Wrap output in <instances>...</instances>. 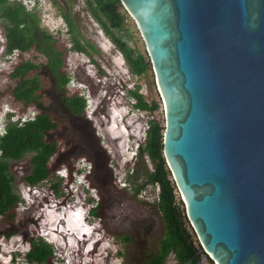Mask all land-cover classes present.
<instances>
[{
    "label": "rangeland",
    "instance_id": "obj_1",
    "mask_svg": "<svg viewBox=\"0 0 264 264\" xmlns=\"http://www.w3.org/2000/svg\"><path fill=\"white\" fill-rule=\"evenodd\" d=\"M17 1L36 14L40 28L52 34L55 47L62 51L61 71L69 77L64 89L68 95H82L85 106L82 114L70 116L67 108L55 103L51 93L54 77L45 66L47 58L42 52L34 48L22 53L4 52L3 21L0 19V116L2 111L9 109L13 115L11 120L19 117L23 120L37 112L33 105L13 99L11 90L15 79L10 72L13 66L25 59L38 63L39 68L30 74L38 75L44 109L57 124L46 137L55 140L58 146L50 160L52 177L30 186L28 191L23 177L29 171L30 153L10 162L15 176L14 189L21 200L14 209L12 221L0 216V264H8L9 254L14 261L10 264H21L23 253L28 250L27 241L31 238H42L50 244L52 253L46 264L66 263L63 260L59 262V258H67L71 264H144L146 255L158 250L165 232L156 204L157 186L149 183L139 192L134 188L135 184L145 179V170L151 169L148 158L142 160L138 157L137 145L144 142L150 119L164 125L163 104L154 73L151 68L139 76L129 71L123 55L89 14L84 0ZM122 8L120 2L117 9ZM62 12L72 19L79 39L97 50L92 52L95 63L86 54L69 48L71 36ZM126 14L125 23L131 34L129 45L147 55L134 19L127 11ZM136 86H139L138 92L145 101L157 103L158 109L149 112L134 106L135 100L129 91ZM88 105L96 106L95 112L90 114ZM81 118L87 122L82 126ZM73 122L77 127L69 130L68 124ZM89 159L95 163L93 172V162ZM81 166L83 173L75 172ZM65 167H69L68 172L70 170L68 177L64 175ZM170 178L173 180L171 173ZM55 180L59 181L62 193L57 194L52 189L51 183ZM93 182L100 184L102 189L96 188ZM68 189H72L73 197L78 194L73 200L75 204L84 202L91 208L99 199L101 217L89 214L94 226H100L98 234L90 232L77 240L75 235L79 233L65 231L64 221L57 223L61 218L68 223L66 220L72 217L82 226L80 213H68L64 217L63 211H57L56 197ZM176 196L181 200L177 189ZM65 200L67 197H62L61 202ZM187 226L199 253L200 264H217L202 248L189 222ZM12 228L17 229L16 233L9 238L4 237L3 233ZM77 229L79 227L76 226L72 231ZM163 264H177L174 254H168Z\"/></svg>",
    "mask_w": 264,
    "mask_h": 264
},
{
    "label": "water",
    "instance_id": "obj_2",
    "mask_svg": "<svg viewBox=\"0 0 264 264\" xmlns=\"http://www.w3.org/2000/svg\"><path fill=\"white\" fill-rule=\"evenodd\" d=\"M164 110L162 154L202 248L264 264V0H120Z\"/></svg>",
    "mask_w": 264,
    "mask_h": 264
},
{
    "label": "trees",
    "instance_id": "obj_3",
    "mask_svg": "<svg viewBox=\"0 0 264 264\" xmlns=\"http://www.w3.org/2000/svg\"><path fill=\"white\" fill-rule=\"evenodd\" d=\"M84 3L89 14L123 55L132 74L139 76L151 68L148 55L128 43L131 34L125 23L126 10L117 9L120 0H84ZM61 14L71 36L69 48L86 54L90 61L95 63L92 56V52H97L95 47L81 41L76 35L70 16L65 12ZM0 19L3 21L4 52L11 53L18 50L22 53L32 48L42 52L47 58L45 66L55 78L56 86H65L69 77L61 71L62 51L55 47L52 34L39 27V18L36 14L20 1L0 0ZM39 66L38 63L25 59L13 66L10 72L11 77L15 79L11 90L13 99L25 105H33L37 112L23 120L20 118L11 120V114L8 113L5 130L0 135V216L9 221H12L15 215L14 209L21 200L14 189L15 176L11 171L10 162L20 160L25 154L30 153L29 171L23 179L26 185L35 186L52 177L53 167L50 165V160L58 148L55 140L46 137V134L54 130L57 124L42 105L40 79L37 74H30ZM138 89L139 86H136L134 90L129 91L135 100L134 106L149 112L158 109V104L145 101ZM62 100L70 113L80 115L84 112L85 99L83 96L72 94ZM163 127L164 125L158 120L150 119L145 130L144 142L137 145L136 152L140 159L148 158L151 169H146L145 179L134 185L135 191L139 192L149 183L157 186L156 204L165 227L158 252L147 263L162 264L166 256L173 253L178 264H199V253L191 240L187 226L188 220L184 206L182 207L183 202L176 196V186L170 178V172L162 154ZM51 186L55 193H62L59 181H53ZM99 207L98 199L96 204L90 208V214L100 218ZM16 230L12 228L3 233V236L9 238L16 233ZM29 241L31 246L26 253L28 260L46 263L52 253L50 244L42 238H31Z\"/></svg>",
    "mask_w": 264,
    "mask_h": 264
},
{
    "label": "clouds",
    "instance_id": "obj_4",
    "mask_svg": "<svg viewBox=\"0 0 264 264\" xmlns=\"http://www.w3.org/2000/svg\"><path fill=\"white\" fill-rule=\"evenodd\" d=\"M78 87H79V84H78ZM81 88V87H80ZM82 96V95H81ZM89 107H90V114H92V112H95V110H96V106H90V105H88ZM11 111L9 110V109H6L5 111H2V115L0 116V120H1V122H0V135L4 132V130H5V124H6V122L4 123V121L6 120H8V118H7V114L8 113H10ZM35 113V112H34ZM13 115L11 114L10 115V118L12 117ZM20 118V117H19ZM68 169H69V167L67 168V167H65V176H67L68 177V175H69V172H70V170H69V172H68ZM75 172H77V173H79V174H81V173H83V166H81L80 168H77V170L75 171ZM84 177H85V175H84ZM84 179V178H83ZM72 181V180H71ZM83 180H80V182H82ZM30 189V185H27V191ZM83 191V190H82ZM77 195L78 194H76L75 195V197H71V198H69V199H67V200H65V201H63V202H61V199H62V197H63V195H61V194H59V196H57L56 197V199H57V202H55V205L57 206V211H63V216L65 217V215L66 214H68V213H71L72 215H75L76 213H80V218H81V220H82V227H83V229L82 230H80L78 233L79 234H76L75 235V237L77 238V240H80V239H82V237H83V235H86V234H88V233H90V232H95V233H99V228H100V226H99V224L98 225H95L94 226V223H93V220L89 217V214H90V212H89V210H90V207H88V206H86L85 205V203L84 202H81L80 204H75V203H73L74 201L73 200H75V198L77 197ZM70 203H72V205L70 204ZM91 215V214H90ZM91 216H93V215H91ZM85 225L87 226L86 228H85ZM88 231V232H87ZM52 242V241H51ZM66 261V263L65 264H71L70 262H69V260H67V258H59V262H63V261Z\"/></svg>",
    "mask_w": 264,
    "mask_h": 264
},
{
    "label": "flooded vegetation",
    "instance_id": "obj_5",
    "mask_svg": "<svg viewBox=\"0 0 264 264\" xmlns=\"http://www.w3.org/2000/svg\"><path fill=\"white\" fill-rule=\"evenodd\" d=\"M90 60V59H89ZM52 75V74H51ZM53 80H54V82L52 83V89H51V93L53 94V99H54V101H55V103H57L58 105H60V106H62V107H64L65 108V106H64V104H63V100H62V98H64V97H66V96H68V93L65 91V89H64V87L65 86H63V87H58V86H56V80H55V78H53ZM42 105L44 106V104L42 103ZM45 108V107H44ZM75 114H72L71 113V115L70 116H74ZM85 122H86V120H85ZM85 122H84V119H82L81 118V126L82 125H84L85 124ZM87 123V122H86ZM76 127H77V125H76V122H73V123H71V124H68V128H69V130L70 129H76ZM85 131V130H84ZM87 131H85L84 132V134L86 135V137H87ZM98 146V145H97ZM99 147V146H98ZM68 149V148H67ZM69 149H71V147H69ZM87 157V156H86ZM91 162H93V160H91V159H89ZM93 171H95V163L93 162V164H92V171L91 172H93ZM93 185H96V188H98L99 187V189H102L101 187H100V184H97V183H95V182H93ZM27 243H28V250H29V248H30V246H31V244H30V241L28 240L27 241ZM27 250V251H28ZM27 251L26 252H22L23 253V261H22V263L21 264H23V262H24V264H30V263H36V264H40L39 262H36V261H30V260H28V258H27ZM157 252H158V250L155 252V253H153V254H147L146 255V257H145V260H144V264H148L147 262H149V260L154 256V255H156L157 254ZM12 255L11 254H9V257H8V260H7V263L8 264H10V263H13L12 262ZM59 260V259H58ZM154 262V261H153ZM47 263V262H46ZM46 263H44V264H46ZM176 263L178 264V262H177V259H176ZM163 264V263H162ZM199 264H200V262H199Z\"/></svg>",
    "mask_w": 264,
    "mask_h": 264
},
{
    "label": "bare ground",
    "instance_id": "obj_6",
    "mask_svg": "<svg viewBox=\"0 0 264 264\" xmlns=\"http://www.w3.org/2000/svg\"><path fill=\"white\" fill-rule=\"evenodd\" d=\"M72 189H68L67 190V192H64V194H63V197H67V199H69L70 197H72ZM69 219H67L66 221L68 222V223H65V220H63L62 218L61 219H59L58 220V222L57 223H59V222H63V225H65L66 226V228L64 229L65 231L67 230L68 231V233H78L80 230H82L83 229V227L79 224V222L77 223V219L76 220H74V218L72 219V217L70 218V217H68ZM79 219V218H78ZM79 227V229H77L75 232H73L72 230L75 228V227ZM86 226V225H85ZM85 255H86V253H85Z\"/></svg>",
    "mask_w": 264,
    "mask_h": 264
},
{
    "label": "built area",
    "instance_id": "obj_7",
    "mask_svg": "<svg viewBox=\"0 0 264 264\" xmlns=\"http://www.w3.org/2000/svg\"><path fill=\"white\" fill-rule=\"evenodd\" d=\"M14 51H17L18 52V50H14Z\"/></svg>",
    "mask_w": 264,
    "mask_h": 264
}]
</instances>
